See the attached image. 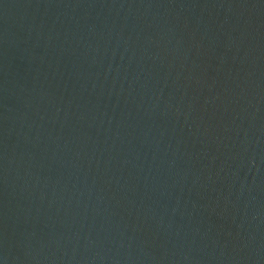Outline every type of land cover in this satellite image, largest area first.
Returning <instances> with one entry per match:
<instances>
[{"label": "water", "instance_id": "water-1", "mask_svg": "<svg viewBox=\"0 0 264 264\" xmlns=\"http://www.w3.org/2000/svg\"><path fill=\"white\" fill-rule=\"evenodd\" d=\"M0 264H264V0H0Z\"/></svg>", "mask_w": 264, "mask_h": 264}]
</instances>
